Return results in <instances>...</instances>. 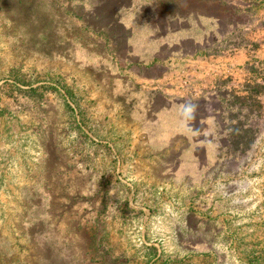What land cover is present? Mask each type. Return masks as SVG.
<instances>
[{
    "label": "rangeland",
    "instance_id": "374dc122",
    "mask_svg": "<svg viewBox=\"0 0 264 264\" xmlns=\"http://www.w3.org/2000/svg\"><path fill=\"white\" fill-rule=\"evenodd\" d=\"M215 1L206 54L156 82L111 27L130 0H0V264H264V0ZM143 88L218 96L221 160L150 143Z\"/></svg>",
    "mask_w": 264,
    "mask_h": 264
},
{
    "label": "crops",
    "instance_id": "0c3cea01",
    "mask_svg": "<svg viewBox=\"0 0 264 264\" xmlns=\"http://www.w3.org/2000/svg\"><path fill=\"white\" fill-rule=\"evenodd\" d=\"M137 1L121 5V20L116 23L126 31L124 58L135 59L139 70L135 74L140 79L157 82L168 72L186 74L190 69L170 63L172 59L180 57L183 63L206 54L215 34L211 29L223 25L222 18H208L209 4L220 6L215 0H170L177 5L169 16L159 11L161 0H149L146 9ZM139 98L137 116L142 118L140 129L146 139L153 144L159 139L163 147L169 143L180 148L184 143L177 164L181 171L199 172L221 160L224 146L218 96L168 95L160 88H143Z\"/></svg>",
    "mask_w": 264,
    "mask_h": 264
},
{
    "label": "trees",
    "instance_id": "16d2710c",
    "mask_svg": "<svg viewBox=\"0 0 264 264\" xmlns=\"http://www.w3.org/2000/svg\"><path fill=\"white\" fill-rule=\"evenodd\" d=\"M117 8L114 7V13L112 15V17H114L113 19H111V27H116L117 26V23L116 22H120V11L116 12ZM116 30H119L118 28H114ZM113 29V30H114ZM124 35H125V32H124ZM124 49V48H123Z\"/></svg>",
    "mask_w": 264,
    "mask_h": 264
}]
</instances>
